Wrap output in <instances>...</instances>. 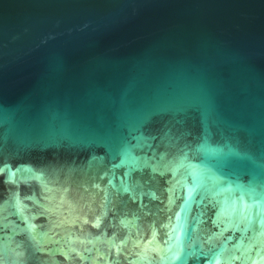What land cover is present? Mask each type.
<instances>
[{"label":"water","instance_id":"obj_1","mask_svg":"<svg viewBox=\"0 0 264 264\" xmlns=\"http://www.w3.org/2000/svg\"><path fill=\"white\" fill-rule=\"evenodd\" d=\"M0 264H264V0H0Z\"/></svg>","mask_w":264,"mask_h":264}]
</instances>
